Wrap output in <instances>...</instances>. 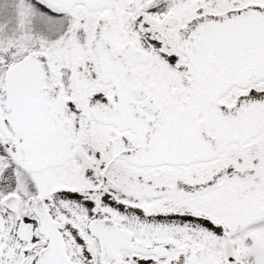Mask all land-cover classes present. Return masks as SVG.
<instances>
[{"label":"snow or ice","instance_id":"obj_1","mask_svg":"<svg viewBox=\"0 0 264 264\" xmlns=\"http://www.w3.org/2000/svg\"><path fill=\"white\" fill-rule=\"evenodd\" d=\"M0 264H264V0H0Z\"/></svg>","mask_w":264,"mask_h":264}]
</instances>
